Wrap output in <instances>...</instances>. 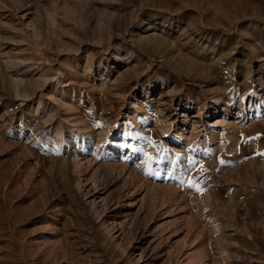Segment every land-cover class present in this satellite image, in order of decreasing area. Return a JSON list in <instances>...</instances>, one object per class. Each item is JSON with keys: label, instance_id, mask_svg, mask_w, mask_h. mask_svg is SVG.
I'll return each instance as SVG.
<instances>
[{"label": "rangeland", "instance_id": "374dc122", "mask_svg": "<svg viewBox=\"0 0 264 264\" xmlns=\"http://www.w3.org/2000/svg\"><path fill=\"white\" fill-rule=\"evenodd\" d=\"M0 264H264V0H0Z\"/></svg>", "mask_w": 264, "mask_h": 264}, {"label": "bare ground", "instance_id": "6f19581e", "mask_svg": "<svg viewBox=\"0 0 264 264\" xmlns=\"http://www.w3.org/2000/svg\"><path fill=\"white\" fill-rule=\"evenodd\" d=\"M23 8H25L24 5L23 6L21 5V6H18L17 7V10H20L21 11V9H23ZM49 16L52 17L51 14ZM44 22H45V18L44 17L43 18L41 17L39 19H37L36 17L35 18L32 17L31 20H30V23L32 24V26H34L35 29H36V31L38 32L37 36L39 38H41V40L43 42L47 41V33H46L47 30L45 28ZM59 28H62L61 25H60ZM5 62H6V67L9 68V69L14 68V67L21 66V63L19 62V60L17 62L16 60L11 59V57L10 58H6V61ZM112 71H113V69L111 68V70H109V73H112ZM41 73H42L41 76H40L41 79L46 78V77H44V76H46L45 75V71H44V73L43 72H41ZM12 77L14 78V83L13 84H14L15 91L16 92H21V90H22V88H23V86L25 84L24 79L21 78L17 74H13ZM134 92H138V95H139V92H142V94H143V96L145 98H148L149 97L148 95L154 96V94L156 92H161V94L159 95V98L157 99L158 100V103L163 104V105H167L166 103H168L167 101H163V99H162V96H163V93L162 92H165V91L163 89H161V88H158V86H157V84L155 82L154 83L153 82H150L148 85L146 84V82H143L141 84V86L137 90H135ZM221 95H223V94H221ZM224 101H225V99L223 97H220L219 99L215 100L211 104V106L209 108L207 107L206 104L200 106L199 111H198V113H197V115L195 117H191V118L189 117V115H188L189 110L183 112L182 117H184V118L186 117V119H184L181 127H184L188 123H192L194 125H198V124L202 123V119L204 118V115L205 114H208L209 115V118H211V120L209 119L210 121L214 120V119H212L214 116H218L217 119L213 123V127H221V126L222 127H227L228 124H229L228 119L230 117H233V116H239V117L240 116H243V114H244V112H243L244 102H241L240 105H239V108H238V109H240L239 110V113H237V114L235 113L234 114V113H232L233 112V110H232L233 109L232 108L233 106L228 105L226 103H223ZM38 104L41 105V102H39ZM220 104H222V105H220ZM185 106H187V109H190V107L188 106V104L185 105ZM223 106H224V109L222 111H220V108L223 107ZM207 109H209L210 111L209 112L206 111ZM213 110H214V112H213ZM37 111H39V110H37ZM147 121H149V118H144V119H142V121H140V120L138 121L137 120V122L135 123V125L137 127H139V129H140L141 124L142 123L145 124ZM139 124H140V126H139ZM156 126L158 127L157 122H155V127ZM159 127L162 129V131H165V126L164 127L163 126H159ZM142 130H144V129H142ZM58 135H59V133H57V136ZM91 144H92L91 142L88 145L81 144L80 143V139L78 138V139H76V141L74 143H70L69 142V146L67 147L70 150L71 157H72L71 158L72 159L71 161H72V167L73 168L72 167L71 168H72V170L74 169L78 174H80L79 180L77 182V187L79 189H83L89 183H91V181H93V183H96L99 179H101L100 177L103 178L104 175L101 174V170H103L102 168H105V167L108 168V172L107 173L105 172L106 175L108 174V176H112L113 179L115 178L116 180H119V181L121 179H123L124 177H127V179H128V177L131 178V179L133 177V179H134V178H136V177L139 176L138 171H137L138 170L137 167H136V169H135V167L132 168L125 161L118 160V161H113L111 164H107V165H102V164L93 165L91 161L86 160V156H87V154H90V156H94V157L97 158L98 157L97 156V152H100V150H99V146H97L95 148V150H94L93 153H85L84 148H86L87 146H90ZM111 156L114 157L113 154H111ZM89 169L95 170V175L92 178H88L87 177L88 175H85L86 172ZM116 172H117V177H114V174H116ZM189 182H190V180H189ZM125 183L123 185L124 186L123 187V192H126L128 190V185H125ZM120 224H121V226H123L122 223H120ZM210 225H211V228H217V226L213 222H211Z\"/></svg>", "mask_w": 264, "mask_h": 264}, {"label": "snow or ice", "instance_id": "6c2138e0", "mask_svg": "<svg viewBox=\"0 0 264 264\" xmlns=\"http://www.w3.org/2000/svg\"><path fill=\"white\" fill-rule=\"evenodd\" d=\"M149 159H151V158H149Z\"/></svg>", "mask_w": 264, "mask_h": 264}]
</instances>
